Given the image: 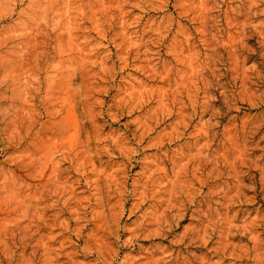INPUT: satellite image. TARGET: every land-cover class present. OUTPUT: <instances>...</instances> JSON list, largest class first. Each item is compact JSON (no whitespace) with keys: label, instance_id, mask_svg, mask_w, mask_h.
I'll list each match as a JSON object with an SVG mask.
<instances>
[{"label":"rangeland","instance_id":"rangeland-1","mask_svg":"<svg viewBox=\"0 0 264 264\" xmlns=\"http://www.w3.org/2000/svg\"><path fill=\"white\" fill-rule=\"evenodd\" d=\"M0 264H264V0H0Z\"/></svg>","mask_w":264,"mask_h":264}]
</instances>
